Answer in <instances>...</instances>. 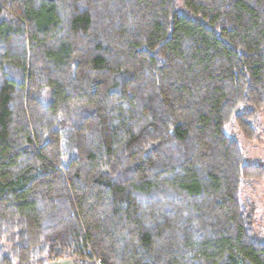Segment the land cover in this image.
<instances>
[{"label":"trees","instance_id":"trees-1","mask_svg":"<svg viewBox=\"0 0 264 264\" xmlns=\"http://www.w3.org/2000/svg\"><path fill=\"white\" fill-rule=\"evenodd\" d=\"M260 110L264 0H0V264H264Z\"/></svg>","mask_w":264,"mask_h":264},{"label":"rangeland","instance_id":"rangeland-1","mask_svg":"<svg viewBox=\"0 0 264 264\" xmlns=\"http://www.w3.org/2000/svg\"><path fill=\"white\" fill-rule=\"evenodd\" d=\"M255 121L258 130L256 140L243 137L233 122L226 125L224 130L239 142L246 162L264 164V110L257 112ZM240 197L247 209L253 212L255 233L264 239V179L244 180Z\"/></svg>","mask_w":264,"mask_h":264},{"label":"crops","instance_id":"crops-1","mask_svg":"<svg viewBox=\"0 0 264 264\" xmlns=\"http://www.w3.org/2000/svg\"><path fill=\"white\" fill-rule=\"evenodd\" d=\"M44 264H75V258L74 257H64L59 259H51L45 261Z\"/></svg>","mask_w":264,"mask_h":264},{"label":"built area","instance_id":"built-area-1","mask_svg":"<svg viewBox=\"0 0 264 264\" xmlns=\"http://www.w3.org/2000/svg\"><path fill=\"white\" fill-rule=\"evenodd\" d=\"M96 263H98L97 261H95Z\"/></svg>","mask_w":264,"mask_h":264}]
</instances>
